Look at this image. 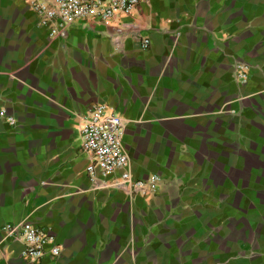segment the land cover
Instances as JSON below:
<instances>
[{
    "label": "crops",
    "instance_id": "obj_1",
    "mask_svg": "<svg viewBox=\"0 0 264 264\" xmlns=\"http://www.w3.org/2000/svg\"><path fill=\"white\" fill-rule=\"evenodd\" d=\"M96 104L123 118L129 170L155 193L89 180ZM19 223L60 254L26 256L2 230ZM0 264H264V0H148L54 40L0 0Z\"/></svg>",
    "mask_w": 264,
    "mask_h": 264
},
{
    "label": "built area",
    "instance_id": "obj_2",
    "mask_svg": "<svg viewBox=\"0 0 264 264\" xmlns=\"http://www.w3.org/2000/svg\"><path fill=\"white\" fill-rule=\"evenodd\" d=\"M148 0H24L38 17L39 25L46 28L51 40L66 38L72 27L82 21L96 20L111 25L119 18L130 17ZM141 46L148 49L151 42L141 37ZM235 76L243 83L250 74L246 65L236 66ZM13 123V120H12ZM123 118L105 104L92 105L82 117L81 149L89 158L86 168L93 184L130 186L143 195L153 194L161 184L158 176L147 180L136 179L129 170V157L123 138ZM7 237L19 238L25 244V255L37 262L46 256H58L60 247L53 238L31 224H9L3 227ZM48 248V249H47Z\"/></svg>",
    "mask_w": 264,
    "mask_h": 264
},
{
    "label": "rangeland",
    "instance_id": "obj_3",
    "mask_svg": "<svg viewBox=\"0 0 264 264\" xmlns=\"http://www.w3.org/2000/svg\"><path fill=\"white\" fill-rule=\"evenodd\" d=\"M242 65H246L247 66V64H244V63H241ZM237 65H239V63H237L236 65H235V70H234V74H236V66ZM248 67V66H247ZM248 70H249V74H250V68L248 67ZM235 79L237 80V81H240L236 76H235ZM242 82V81H241ZM252 172V170H251V166H246V167H244V170L242 171V178L243 179H245V181L246 180H251V178H249V174Z\"/></svg>",
    "mask_w": 264,
    "mask_h": 264
}]
</instances>
